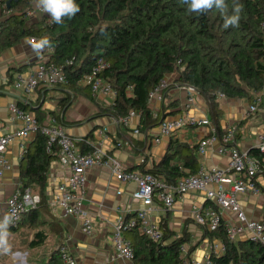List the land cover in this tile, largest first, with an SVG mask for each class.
Returning <instances> with one entry per match:
<instances>
[{
	"label": "crops",
	"instance_id": "crops-1",
	"mask_svg": "<svg viewBox=\"0 0 264 264\" xmlns=\"http://www.w3.org/2000/svg\"><path fill=\"white\" fill-rule=\"evenodd\" d=\"M11 14L22 15L25 24L33 29L42 27L48 17L39 6L38 0H30L24 12L9 11L0 7V127L4 132L15 131L22 126V120L13 116L10 110V104L15 102L40 122L46 123L51 116L56 117L71 135L98 139L101 137L106 151L117 157L128 169L140 171L152 169V172L167 180L175 181L181 174L168 178L166 170L160 166V161L169 153L170 161L178 162L179 171L193 173L189 172L190 168L184 167L182 162L189 152L188 148L191 147H194L195 151V171L200 166L211 168L227 164L229 157L226 153L218 151V144L212 146L203 156L197 152L199 139L212 132L209 125L187 126L173 136H161L160 141L155 140L161 119L177 117L184 112L188 97L185 84L174 83L165 93L162 101L156 98L149 101L152 116L160 114L159 116L162 117L150 125L141 121L139 113L131 116L128 123H125L107 111L100 112L102 108L110 106L113 99L93 95L81 78L74 86L43 83L31 93L16 88L17 74L34 68L39 61L48 60L52 52L51 46L40 52L34 50L30 41L35 37L31 35L22 36L14 44H6L8 39L4 37L3 31L4 27L12 23L5 21ZM39 39L40 37H36L34 41L38 42ZM177 75L178 73H172L167 78L174 79ZM194 97L195 103L190 110L193 114L199 118H211L219 133L235 125L238 146L248 152L255 148L258 134L264 125V110L247 117L246 109L252 100L247 97H218L219 113L216 120L210 101L197 90L194 92ZM98 113L100 114L91 118ZM136 128L139 129L138 132L135 131ZM100 131L102 133L98 134ZM35 135L36 133H31L26 139L14 140L7 146L5 155L10 166L0 176V219L7 215L9 195L23 185V179L28 178L23 172L25 157L21 147L24 145L25 150H33L36 144ZM177 144L186 145L187 148L186 146L175 148ZM80 147L86 150V146L82 143ZM68 174L59 156L51 161L46 172L44 200L41 201L37 213L23 216L17 233L21 235L22 243L26 240V234H29L28 246L31 250L39 247L57 248L65 243L76 256L77 264H96L106 261L113 253L111 238L114 225L119 219H123L126 223L133 220L141 207V201L133 197L136 184L117 180L108 165H94L87 169L84 208L94 222V232L88 235L82 229L81 217L69 215L61 207L52 208L50 205L58 184ZM257 181L261 193L241 194L240 204L248 218L264 222V174L260 175ZM29 187L40 194L35 182ZM155 206L151 220L159 223L164 231L168 229L172 233L171 237L165 240L166 243L185 235L188 240L184 243L189 245L193 256L201 258L213 252V248L218 253L223 251V242L218 238L211 240L206 231L208 229L197 224L192 217L194 208L216 207L204 193L191 191L177 195L174 207L168 211H164L159 203ZM222 216L228 222L237 223V216L232 211L222 210ZM39 228L43 230L44 241L40 246L34 247L30 242L33 240L34 232ZM124 234L129 240L134 236V232L130 230H125ZM244 235L240 234L238 239L246 238ZM192 246L194 249L191 248ZM26 253L21 255L25 257ZM110 264H132V262L116 259Z\"/></svg>",
	"mask_w": 264,
	"mask_h": 264
},
{
	"label": "trees",
	"instance_id": "trees-1",
	"mask_svg": "<svg viewBox=\"0 0 264 264\" xmlns=\"http://www.w3.org/2000/svg\"><path fill=\"white\" fill-rule=\"evenodd\" d=\"M29 2L0 0L5 10L19 12H24ZM75 2L80 11L74 16L63 17L59 24L47 17L44 25L36 29L29 28L22 15L11 14L5 20L12 23L4 27V37L8 39L6 44L11 45L24 35L47 36L53 47L49 59L63 65L69 86L76 85L97 59H106L109 66L103 76L112 82L118 94L113 103L100 112L107 111L122 119L134 110L147 125L159 121L160 114L152 116L149 92L172 73L178 75L171 85L180 83L194 87L210 101L216 120L220 92L227 97L250 100L255 93L264 92V0H239L243 5L239 26L228 28L224 27V16L219 10L189 12L181 0ZM226 4V14L231 15L233 0H226ZM34 140L35 148L24 151L23 172L28 178L23 179L22 186L35 182L43 202L46 172L58 156V148L48 149L46 137L41 133H36ZM185 146L177 144L175 148ZM188 149L183 165L190 168L189 172H196L194 147ZM250 153L264 155L256 148ZM170 159L171 155L167 153L160 161L168 178L182 175L184 172L179 171L178 162ZM39 206L25 214L37 213ZM21 223L8 232H17ZM126 230L134 232V239L130 240L134 249L133 264H180L178 247L188 240L185 235L166 243L172 235L168 229L160 242L147 237L138 225ZM206 231L211 240L218 238L224 245L222 252L210 253L211 264H264L263 243L250 237L231 240L224 224L216 230ZM43 241V230L39 228L30 243L35 247ZM42 253L41 264H65L57 248H44Z\"/></svg>",
	"mask_w": 264,
	"mask_h": 264
},
{
	"label": "built area",
	"instance_id": "built-area-1",
	"mask_svg": "<svg viewBox=\"0 0 264 264\" xmlns=\"http://www.w3.org/2000/svg\"><path fill=\"white\" fill-rule=\"evenodd\" d=\"M0 7L3 8L4 4L0 3ZM47 15L50 21H53L50 14L47 13ZM34 40L31 38V41ZM51 52H53V47H51ZM108 66L109 62L106 59L99 58L81 79L85 85L89 86L93 95L110 97L114 100L118 90L112 82L103 76V71ZM67 82L68 78L63 65L48 59L39 61L34 68L26 72L18 73L15 87L25 93H31L43 83L55 85L67 84ZM170 87L171 82L167 78L161 79L149 92V101L155 98L162 101ZM186 87L188 97L184 112L177 117L161 119L155 140L160 141L161 136H173L187 126L209 125L212 132L199 139L197 152L203 156L212 146L218 144V151L226 153L229 157L225 166L211 168L200 166L196 172L182 174L175 181L167 180L152 171L128 169L117 157L106 151L101 137L99 139L96 137L82 138L71 135L56 117L51 116L46 123L40 122L17 103L12 102L10 104L11 113L21 119L23 123L15 131L4 132L0 127V176L10 166L5 152L11 142L26 139L31 133L43 134L46 137L47 148H58L59 159L69 172L68 176L58 184L50 205L52 208L61 207L69 215L81 217L82 229L88 235L94 232V222L84 208L87 169L94 165H108L117 180L135 183L136 189L133 197L141 201L136 218L128 223L123 219L116 222L111 238L113 253L108 260L96 264H110L116 259H125L133 264L134 249L124 234L125 230L132 226L138 225L141 232L153 241H163L162 226L151 220L156 203L161 204L164 211H168L174 207L177 195L191 191L204 193L216 205V207L194 208L192 217L197 224L205 226L208 230H216L224 224L226 233L231 240H237L240 234H245L244 236L264 244V222L248 218L240 204L241 194L261 193L257 179L264 174V155L252 154L238 146L235 125L229 126L224 132L219 133L211 118H199L193 114L190 110L195 103L194 92L196 89L188 85ZM218 97L223 98L226 95L220 92ZM260 110H264V92L255 93L245 114L249 117ZM136 114L138 112L132 110L122 118V121L128 123L129 118ZM138 130V128L135 129L136 132ZM99 133L101 134L102 131ZM80 142H83L86 150L80 147ZM255 148L264 154V125L258 134ZM21 151H25L24 145H22ZM41 200V195L34 192L31 187H17L7 198V215L12 217L8 229L17 227L25 213L38 207ZM222 210L235 213L237 223L224 220ZM2 220L0 219V221ZM57 249L63 263L77 264L76 256L65 243L59 245ZM213 249V252H216V249ZM178 251L180 264H211L210 254L201 258L193 256L187 243H181Z\"/></svg>",
	"mask_w": 264,
	"mask_h": 264
},
{
	"label": "clouds",
	"instance_id": "clouds-1",
	"mask_svg": "<svg viewBox=\"0 0 264 264\" xmlns=\"http://www.w3.org/2000/svg\"><path fill=\"white\" fill-rule=\"evenodd\" d=\"M181 3L187 6L189 12L204 13L215 8L223 14L225 28L239 26L240 13L243 9V5L239 3V0H233V13L231 15L226 14V0H181ZM38 4L44 12L50 14L57 24L63 22V17L71 18L80 11L75 0H38ZM30 43H32L33 49L37 52L50 47V40L47 36L40 38L38 42L30 41ZM11 221L12 217L10 215H5L3 220L0 221V251L4 253L9 252L11 249L8 232V226Z\"/></svg>",
	"mask_w": 264,
	"mask_h": 264
},
{
	"label": "rangeland",
	"instance_id": "rangeland-1",
	"mask_svg": "<svg viewBox=\"0 0 264 264\" xmlns=\"http://www.w3.org/2000/svg\"><path fill=\"white\" fill-rule=\"evenodd\" d=\"M170 82L172 78H167ZM136 216L133 218L135 219ZM29 234H26V240L22 243V238L19 233L9 234V244L11 249L9 252L4 253L0 251V264H41L43 257L42 252L44 247L31 250L28 246ZM26 253V256H22L21 253Z\"/></svg>",
	"mask_w": 264,
	"mask_h": 264
}]
</instances>
